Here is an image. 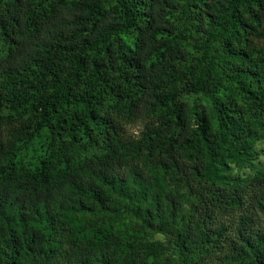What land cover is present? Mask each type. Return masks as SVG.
<instances>
[{
    "label": "clouds",
    "instance_id": "obj_1",
    "mask_svg": "<svg viewBox=\"0 0 264 264\" xmlns=\"http://www.w3.org/2000/svg\"><path fill=\"white\" fill-rule=\"evenodd\" d=\"M172 2L169 0V3ZM46 3L50 5V11L37 9L38 16L33 18L34 31L29 29L16 39L13 30L7 29L8 36L0 39V84L6 82L3 73L27 67L41 48L59 47L61 44H67L70 51L74 50L73 54L78 55L85 50L84 45L91 43L93 54L101 53L96 60L102 75L106 66H115L117 70L108 72L102 80L98 79L93 84L91 77L95 68L89 66L84 73L87 79L83 83H73L79 94L77 98H84L85 104H88L87 96L96 97L88 106L94 115L98 113L96 131H89L90 142L68 145L61 140L44 144V152L38 159L44 163L48 183L30 193L24 192V200L31 194L38 198L37 202L46 203L53 229L60 233L70 228L79 239L78 234L88 226L84 221L90 224L96 217L82 213L83 220L77 225L71 221L61 223L60 217L52 214L54 206L68 203V181L79 179L78 176L67 177L62 167L66 160L71 167V158L75 157L84 171H107L115 175L117 171L126 173L131 170L147 183L153 182V176H166V189L157 185L152 197L160 207L156 209L152 204H147L144 207L152 210L146 216L141 212V218L147 226L142 233V244L148 246L141 252L140 260L143 264H209L213 256L219 258L214 264H222L237 237L251 239L259 235L264 238V117L258 116L253 121L249 115L245 122H240L238 141L234 139L230 142L229 151L220 160L221 163L227 162V170L215 175L209 170L202 177H195L193 168L204 170V150L200 151V159H197V153H189L179 145L194 136L198 140L199 132L203 131L215 148L218 127H202L198 115L186 126L184 106H189L197 113H205L206 121L207 109L211 108L217 96L224 93L214 92L202 85L194 89L193 77L187 75L191 70L179 64L176 65L178 71L172 82L174 88L171 84L165 88L164 84H168L166 77L171 74L177 49L157 45L156 39L159 37L152 39L155 30L152 33H141V41L151 39L152 43L145 48L144 44L137 42V51L132 52V59L128 60L129 47L135 34L125 30L124 20L119 19L121 13L108 11L113 8V0H46ZM174 3L177 11L170 16L166 9L160 10L163 8V0L156 11L162 19L171 20L174 30H179L177 35L184 33L190 24L195 25L196 20H199V26L208 29L211 36L210 42L206 35L182 45L188 52L196 47L197 51L192 52L194 66L199 57L208 55L210 59L215 58L220 66L217 71L222 69L227 74L231 65L227 63L229 57L222 49L228 40L233 45L228 51L233 55L238 56L247 51L251 57L250 65L264 63V0H174ZM194 5L199 6L194 8ZM210 11L214 17L223 14V22L219 26L215 19L211 25L207 21ZM233 12L234 15H228ZM118 20L120 28L114 31L113 27ZM237 32L241 34L237 36ZM245 40H248L247 46ZM10 42L14 45L11 50ZM109 47V54L104 55V50ZM161 54L165 59L161 60ZM72 58L69 56L64 61V79L71 75ZM127 64L134 65L135 70H129ZM206 67L207 60L200 65L201 71ZM41 88L45 90L40 92V96L50 95L51 85L48 82L41 85ZM110 89L119 91V100L115 91L108 94ZM172 91L175 92V111L157 112L154 106ZM12 115L13 119L7 121V126L18 131L12 135L5 132L3 148H0V171L4 167V158L10 153L15 152L20 158L13 165L12 176L0 183V188H6L14 199L15 195H19L16 192L17 186L29 190L34 187L25 183L34 168L31 162L25 161L24 156L25 149L33 144V138L41 134V125L32 122V113L25 114L23 119L20 113ZM175 116L181 118L179 122L168 123ZM101 120L104 124L102 129L99 127ZM157 120L163 124L158 125ZM26 124L30 125L31 132L21 130ZM84 125L87 126L86 121ZM157 127L162 130L153 136ZM42 135L47 138V126H44ZM78 135L85 136L83 128ZM35 143L39 144L40 141ZM233 150L242 155L233 156ZM216 164L213 160L211 167H216ZM165 167L169 170L167 174ZM176 169H180V172L177 173ZM54 172L55 176L52 175ZM258 176L262 178L256 179ZM173 178L179 180V184ZM218 178L223 182L217 183ZM157 234L162 235V243L153 240ZM0 235L3 233L0 232ZM39 242L40 238L34 237L33 247Z\"/></svg>",
    "mask_w": 264,
    "mask_h": 264
},
{
    "label": "trees",
    "instance_id": "obj_2",
    "mask_svg": "<svg viewBox=\"0 0 264 264\" xmlns=\"http://www.w3.org/2000/svg\"><path fill=\"white\" fill-rule=\"evenodd\" d=\"M160 2L161 0H113V8L108 11L121 13L119 19L124 20L123 27L126 31L135 34L133 43L129 47L128 60L132 59L131 53L137 51V42L144 44L145 48L152 43L151 39L141 41V33H152L154 30L155 37L152 39L159 37L156 39L157 45L177 49L171 74L166 77L168 84H164L165 88L170 84L174 88L172 82L178 71L176 65L179 64L191 70L187 75L193 77L194 89L202 85L214 92L224 93L222 96H217L211 108L207 109L206 121L205 113H197L189 106H184L186 126L194 116L198 115L202 127L209 129L214 125L218 127L215 137L216 147H212V141L203 131L199 132L198 140L194 136L179 145L189 153H197V159H200V151L204 150L206 157V162L202 161L204 170L193 168L195 177L200 178L205 171L209 170L215 175L228 168L227 162L221 163L220 160L229 151L230 142L234 139L238 141L240 122H245L249 115L253 121L258 116L264 117V63L250 65L251 57L247 51L241 52L238 56L233 55L228 51L233 47L228 40L222 49L229 57L227 63L231 65L227 74L222 69L218 72L217 68L220 66L217 65L216 59H210L208 55L199 57L194 66L192 52L197 51L196 47H192V52H188L182 45L206 35L209 36L210 42L211 36L208 29L201 28L199 20H196L195 25L190 24L184 33L177 35L179 30H174L171 20L162 19L157 15L156 10L160 7ZM198 6L194 5V8ZM204 7L207 8L208 5L205 4ZM145 8L147 11H141ZM37 9L50 11V5H47L46 0H0V39L8 36L7 29L13 30L16 39L29 29L34 31L33 18L38 16ZM165 9L169 16L176 12L174 0L172 3H169V0H163V8L160 10ZM228 15L232 16L234 12ZM206 19L210 25L215 19L219 26L223 22V14L220 17H214L210 11ZM119 28L118 20L113 30L118 31ZM241 32H237L236 35L239 36ZM244 44L247 46L248 40H245ZM11 47L14 45L10 42L9 50ZM83 47L85 50L78 55H74V50L70 51L67 44L41 48L27 67L3 73L6 82L0 84V148H3L2 141L6 131L8 135L18 131L14 127L7 126V121L13 119L12 114L20 113L23 119L25 114L32 113V122L41 125L39 129L41 134L33 138L35 146L30 144L25 149L24 156L25 161L31 162L34 168L31 177L25 183L34 187L29 190L17 186L16 192L19 195H15L14 199L6 188H0V208L3 209L0 212V232L3 233L0 235V264H143L140 260L141 252L148 246L142 244L144 239L142 233L147 226L144 225L141 212L146 216L152 210L144 207L147 204H152L156 209L160 207L159 203L152 200V197L157 185L166 189V176H153V182L147 183L139 174L131 170L126 173L117 171L115 175L107 171H84L75 157L71 158V167L66 160L62 167L67 177L78 176L79 179L68 181L66 185V191L70 193L68 203L54 206L52 214L60 217L61 223L71 221L77 225L83 220L82 213L96 217L90 224L84 221L88 226L78 234L79 239L75 231L70 228L60 233L53 229L49 222L50 211L46 203L37 202L38 198L31 194L27 197V200L32 201L31 203L24 200V192L30 193L48 183L49 177L44 172V163L38 159L44 152V144L48 141L61 140L68 145L83 141L90 142L89 131H96L98 113L94 115L88 110V106L96 97L87 96L88 104H85L84 98H77L79 94L75 91L73 83H83L87 79L84 73L89 66L95 68V73L91 77L93 84L98 79L102 80L108 72H115L117 68L106 66V71L102 75L96 60L101 53L93 54L91 43ZM109 52L110 47L104 50V55H108ZM69 56L73 57L71 75L64 79L66 71L64 61H67ZM163 59L165 57L161 54V60ZM205 60H207V67L201 71L200 65ZM126 66L129 70H135L132 64ZM136 74L138 75V72ZM45 82L51 85V91L50 95L42 97L40 92L45 89L41 88V85ZM113 91L119 100L118 90L110 89L108 94ZM174 96V91L169 92L154 106L155 110L157 112L164 110L165 113L174 112ZM180 119L179 116H175L168 123H178ZM156 123L163 124L159 120ZM44 126H47V138L42 135ZM99 127L101 129L104 127L102 120L99 121ZM81 128L85 132L84 137L78 135ZM21 130L31 132L32 129L26 124ZM161 130V127H157L153 131V136L155 132ZM69 134H71L70 138L65 139ZM37 140L40 141L39 144L35 143ZM232 155H242V153L233 150ZM19 158L15 152L4 158V167L0 171V183L12 176L13 165ZM213 160L217 162L216 167H211ZM164 171L167 174L169 170L165 167ZM176 172L179 173L180 169H176ZM52 175L55 176L56 173ZM261 178L256 177V179ZM173 179L179 184V180ZM222 182L221 178L217 179V183ZM168 195L173 194L168 193ZM22 200L24 202H21ZM90 233L94 234L89 235ZM34 237H39L41 241L36 247H33ZM153 240L162 243L163 237L157 234ZM217 259L219 258L213 256L209 264H214ZM222 264H264V238L259 235L251 239L237 237Z\"/></svg>",
    "mask_w": 264,
    "mask_h": 264
}]
</instances>
